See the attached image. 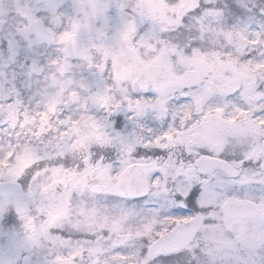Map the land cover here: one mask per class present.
Here are the masks:
<instances>
[{"label":"snow or ice","instance_id":"6c2138e0","mask_svg":"<svg viewBox=\"0 0 264 264\" xmlns=\"http://www.w3.org/2000/svg\"><path fill=\"white\" fill-rule=\"evenodd\" d=\"M94 7L56 5L29 42L56 53L29 66L39 106L0 83V264H264V26L213 28L201 0Z\"/></svg>","mask_w":264,"mask_h":264},{"label":"flooded vegetation","instance_id":"af4514ba","mask_svg":"<svg viewBox=\"0 0 264 264\" xmlns=\"http://www.w3.org/2000/svg\"><path fill=\"white\" fill-rule=\"evenodd\" d=\"M37 5H40L42 8L37 16L33 19H25L18 18L12 19L13 15L12 8H8L10 13L2 14L0 16V41H3V44H0V48H3V51H0V72L5 73L6 75L0 77V83L3 85V90L8 89H18L20 94L23 96L25 103H29L30 107L39 106L42 100L40 90L45 85L46 81L44 79V72H36L30 69V65L32 64L33 60L38 61V66H43L45 64V60L47 57L55 56L56 53L53 51V46H49L47 44H39L32 43L29 44L30 41H36L41 37L37 38L34 34H26L25 30L32 23L38 22L43 28L45 25L52 26L53 24L56 25L57 30L62 27L58 25V21L56 19H50V13L52 9L55 7L49 2H38L34 0ZM248 4V3H247ZM66 4L63 3L60 5L65 6ZM152 16H158L162 18L163 11L159 4H156L152 9ZM14 12V11H13ZM16 15V14H15ZM37 17H45L47 19H43V22L37 20ZM28 20V21H27ZM60 21V20H59ZM7 37V40H5ZM10 43V47H5V44ZM178 41V40H177ZM181 44H184V41H178ZM213 47V45L211 46ZM259 50V49H257ZM254 54H258L257 51ZM75 63V61H73ZM46 71V70H45ZM87 75V73H85ZM3 92L0 91V95ZM146 123L149 126L156 127V123L151 119L148 118ZM131 126L129 125V128ZM2 139V137H0ZM0 244H3V240H0ZM43 254V250L41 255ZM33 261L36 260V257L33 256Z\"/></svg>","mask_w":264,"mask_h":264},{"label":"rangeland","instance_id":"374dc122","mask_svg":"<svg viewBox=\"0 0 264 264\" xmlns=\"http://www.w3.org/2000/svg\"><path fill=\"white\" fill-rule=\"evenodd\" d=\"M218 0H210L209 3H204V0H201L202 8H208V9H217L222 11V16L219 18H213L209 16L207 20L205 21L206 24L210 23L211 27H224L227 29H232L233 27L237 29H246L248 33L257 32L261 30V26H264V15L260 13V9L264 8V0H224L228 4L225 6V10L230 9L232 10L235 6L238 8L235 9L232 13H227L222 9L218 3ZM65 6H62L59 10L64 13L68 14H74L75 12L78 13H84L85 17L92 15L93 19L96 18L95 16V5H97L100 0H65ZM219 2V1H218ZM224 3L223 1H221ZM143 3L147 6L149 14H152L153 8L156 4H159L161 6V9L163 11V18H164V10L162 8L163 0H143ZM248 3V4H247ZM207 5L208 7H206ZM86 6L88 8H92V12H87ZM216 6L219 8H216ZM12 8V19H18L19 17L22 19H33L35 16H37L39 13H42L40 9L42 8L40 5H37L34 0H0V16L2 17V14H4V17L6 14L10 13L8 8ZM230 8V9H229ZM14 11V12H13ZM201 9H198L196 13L192 14L190 13L189 16H199ZM242 12H244L242 14ZM16 14V15H15ZM242 14V15H241ZM45 18V17H44ZM48 18V17H47ZM45 18V19H47ZM189 17H185L184 23L187 25L186 28L182 30L180 29L179 35H184L183 37H178L177 33H170L169 35L174 38L176 41H184L188 42L193 37H198L200 33L197 31L198 25L196 24V21L194 19H189ZM1 19V18H0ZM23 20V21H26ZM52 22V18L49 19ZM58 22V25H60V21L56 19ZM28 21V20H27ZM189 23H188V22ZM250 23H253V26L250 27ZM245 26V28H244ZM185 32V33H184ZM214 36L211 32H208L205 34L203 39H197L195 40V43L204 48H221L225 44V40L223 38L219 39L218 41H214ZM213 45V47H211ZM231 49V46L225 47L224 51H229ZM253 52V51H252ZM251 53V52H249ZM248 53V54H249ZM257 53L260 54V50H257ZM260 56V55H259Z\"/></svg>","mask_w":264,"mask_h":264},{"label":"water","instance_id":"95a60500","mask_svg":"<svg viewBox=\"0 0 264 264\" xmlns=\"http://www.w3.org/2000/svg\"><path fill=\"white\" fill-rule=\"evenodd\" d=\"M51 1H53L54 3H59L60 0H51ZM31 30H33L35 32L36 29H34L33 26H30L29 31H31Z\"/></svg>","mask_w":264,"mask_h":264}]
</instances>
